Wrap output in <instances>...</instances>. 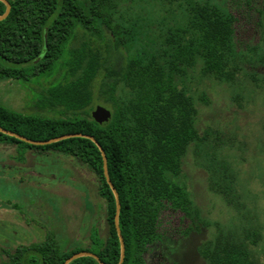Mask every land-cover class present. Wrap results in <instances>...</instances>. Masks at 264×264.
Wrapping results in <instances>:
<instances>
[{
	"label": "trees",
	"instance_id": "1",
	"mask_svg": "<svg viewBox=\"0 0 264 264\" xmlns=\"http://www.w3.org/2000/svg\"><path fill=\"white\" fill-rule=\"evenodd\" d=\"M124 1L131 0H8L10 12L0 20V77L27 80L59 74L41 98L44 108L59 107V118L24 115L0 104V127L32 140L69 133L95 138L107 157L108 175L120 201L122 264H143L144 252L159 240L161 226L169 223L161 218L163 211L182 214L183 235L211 225L201 218L181 180L183 158L190 148L209 173V191L229 207H243L233 174L217 161V138L209 143L207 133L197 128L198 108L185 81L195 69L200 78L231 84L245 68L248 74L260 70L264 58L254 55L264 39L258 45L238 41L230 8L236 2L240 14L259 20L261 31L264 0H153L163 13L150 21L125 18ZM4 12L0 1V15ZM44 35L47 48L42 54ZM199 99L209 104L204 93ZM98 103L111 112L103 125L91 117ZM45 146L58 148L94 173L98 195L105 201L106 234L102 238L92 228L86 246L70 249L48 240L37 249L41 261L31 258L28 264H64L82 251L96 254L106 264H118L115 199L98 147L84 137ZM183 219L188 220L186 225ZM260 237L252 228L239 240L218 229L200 250L205 264H258L248 242L256 245ZM16 264H23L20 255ZM68 264L99 263L83 256Z\"/></svg>",
	"mask_w": 264,
	"mask_h": 264
},
{
	"label": "rangeland",
	"instance_id": "2",
	"mask_svg": "<svg viewBox=\"0 0 264 264\" xmlns=\"http://www.w3.org/2000/svg\"><path fill=\"white\" fill-rule=\"evenodd\" d=\"M126 3L121 6L125 18L138 16L144 17V21L158 20L163 13L153 0H131ZM230 11L235 15L233 7ZM240 26L235 25L238 37L242 40L240 42H243L245 36H242ZM254 57L264 58V50ZM259 68L250 74L245 68L232 84L200 78L198 69L190 71L185 81L198 108L197 128L200 133H207L209 143L217 138L220 145L215 151L217 161L229 167L235 179L237 194L243 203V207L237 210L209 191V173L204 162H197L190 148L183 158L181 180L187 185L201 218L211 225L204 236L193 235L184 240L178 256L185 263L194 261V247L213 239L218 229L229 232L239 240L243 239L244 230L252 228L261 237L256 245L248 242V247L258 264H264V64ZM58 78L57 73L51 77L29 76L27 80L0 77V104L24 115L59 118V107L44 108L41 104L44 90L57 83ZM202 93L208 98L209 104L200 101ZM49 160L48 157L33 161L48 166ZM97 185V178L89 168L59 153L58 240L62 249L86 246L89 231L93 227L99 229L100 237L105 236V201L98 195ZM48 211H51L50 206ZM169 215L178 213L172 214L165 210L161 218L166 220ZM188 247L190 252L184 253Z\"/></svg>",
	"mask_w": 264,
	"mask_h": 264
},
{
	"label": "flooded vegetation",
	"instance_id": "3",
	"mask_svg": "<svg viewBox=\"0 0 264 264\" xmlns=\"http://www.w3.org/2000/svg\"><path fill=\"white\" fill-rule=\"evenodd\" d=\"M232 7L246 45H258L264 39V34L261 36L264 27L260 31L259 20H251L240 14L241 7L236 2ZM262 23L264 25V18ZM235 34L237 40L242 41L237 30ZM261 47L264 50V45ZM9 137L12 139L0 136V264H16L17 255H20L23 264H28L31 258L41 261L37 249H43L48 240L59 246V149L31 145L16 137ZM48 157V166L33 161ZM48 206L51 207L50 212ZM181 218V213L166 217L169 223L161 226L159 240L144 252L143 264H205L200 249L206 240L199 247H194L193 262L185 263L178 256L184 240L193 235L202 237L207 229L200 227L183 235L179 228ZM187 222V219H183L184 224ZM96 229L101 236L99 229ZM185 252H190V247Z\"/></svg>",
	"mask_w": 264,
	"mask_h": 264
},
{
	"label": "water",
	"instance_id": "4",
	"mask_svg": "<svg viewBox=\"0 0 264 264\" xmlns=\"http://www.w3.org/2000/svg\"><path fill=\"white\" fill-rule=\"evenodd\" d=\"M0 1L3 2L4 5H5V12L2 15H0V20H2L4 18H6L7 15L9 14L11 6H10V3L8 2V0H0ZM46 48H47L46 38H45V35H44V45H43V49H42V54L45 53ZM91 117L96 123H98L99 125H103V124L107 123L109 121V119L111 118V112L106 107L101 106V105H97L91 111ZM0 133L16 137V138H18V139H20L22 141L27 142L28 144L36 145V146H43V145L52 144V143L58 142L60 140L71 138V137H84V138L90 139L92 142L95 143V145L98 147V149H99V151L101 153L104 178H105L107 184L109 185V187H110V189H111V191H112V193L114 195V199H115L114 224H115V228H116L118 239H119V243H120V258H119L118 264H122V262L124 260V256H125V245H124V240H123V237L121 235V232H120V229H119V224H118V215H119V211H120V201H119L118 193H117L116 189L114 188L112 182L110 181V178H109V175H108L107 157L105 155L104 150L101 148V146L95 140V138H93L91 135L82 134V133H69V134H64V135H61V136L53 137V138H50V139H47V140H32V139L23 137V136L15 133V132L6 130V129L2 128V127H0ZM83 256L93 257L94 259H96L98 261L99 264H106L103 261H101L97 257L96 254L91 253V252H86V251L74 253L73 255H71L64 262V264H68L70 261H72V260H74L76 258H79V257H83Z\"/></svg>",
	"mask_w": 264,
	"mask_h": 264
}]
</instances>
